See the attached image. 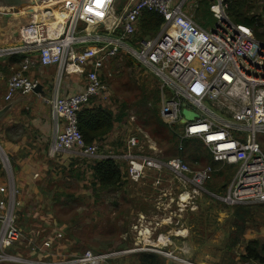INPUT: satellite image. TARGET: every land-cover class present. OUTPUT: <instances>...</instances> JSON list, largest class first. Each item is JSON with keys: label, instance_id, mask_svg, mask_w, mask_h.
<instances>
[{"label": "built area", "instance_id": "2783aa9c", "mask_svg": "<svg viewBox=\"0 0 264 264\" xmlns=\"http://www.w3.org/2000/svg\"><path fill=\"white\" fill-rule=\"evenodd\" d=\"M92 1L78 0L73 12L47 8L31 14L28 23L19 29L21 46L0 50V57L29 54L8 79L5 100L33 92L38 81L28 72L37 64L58 65L61 73L79 74L81 90L63 95L58 90L53 98L45 99L53 108L56 128L51 153L66 151L85 158H102L105 155L100 154L101 143L85 142L78 126L79 113L83 107L92 106L91 100H109L110 87L103 78L105 63L124 51L160 80L159 115L170 128H180L176 133L179 150L184 149V140L195 138L202 141L214 163L236 166L226 202L247 206L264 203V40L256 39L252 29L230 19L226 0L210 1L214 23L207 29L194 18L199 0L193 4L191 0L179 4L178 0H127L120 12L117 0H107L103 17L92 14L97 13L89 7ZM187 5L192 14L183 10ZM144 11L160 13L164 22L156 36L135 40ZM59 14H69L64 27L63 22L54 23ZM81 23L100 25L107 36L99 35L97 29L88 31ZM32 52L36 54L30 55ZM184 107L197 112L198 118L183 124ZM2 153L3 170L10 173L9 157ZM162 154L156 142L140 128L129 132L122 153L114 148L110 152L118 162L127 163L128 178L133 182L153 172L154 184L159 186L163 174L170 172L184 189L179 196L181 205L192 203L218 170L213 164L193 170L184 158L163 159ZM12 182L13 179L9 183L8 209L0 216V254L24 236L13 207L17 188ZM101 261V255L88 251L60 264Z\"/></svg>", "mask_w": 264, "mask_h": 264}, {"label": "rangeland", "instance_id": "374dc122", "mask_svg": "<svg viewBox=\"0 0 264 264\" xmlns=\"http://www.w3.org/2000/svg\"><path fill=\"white\" fill-rule=\"evenodd\" d=\"M37 1L25 0V8L19 6L20 12L37 7L58 12L67 7L73 12L78 0ZM106 1L98 2L95 10L103 14ZM195 1L191 0L190 4ZM203 3L205 0H199L201 6L197 8V15L201 17L204 15L201 10ZM119 5L120 0L116 7ZM16 6L12 4L13 8L18 9ZM256 11L260 12L258 9ZM188 13L192 14L193 11L188 9ZM110 20L111 15L106 23L110 24ZM81 26L91 32L97 29L99 35L107 36L100 25L81 23ZM46 77L57 81V74ZM103 78L110 87L109 100L95 101L114 113L125 111L127 115L115 125L114 131L110 132L112 134L109 133L108 138L103 139L104 142L98 141L101 143L100 154L109 155L112 148L118 153L122 152L129 132L140 128L156 142L163 153V159L179 157L176 155L179 139L173 132L180 133V128H171L172 132L168 127L160 126L155 119L149 118L151 114L143 104L148 99V106L160 111L161 82L154 72L142 66L131 54L121 51L117 57L106 61ZM59 79L57 90L63 83ZM45 91L48 92L46 84ZM149 122L151 126H148ZM3 151L0 149V155ZM205 151L208 153L207 149ZM65 153L67 155L64 159ZM65 153H61L60 160L58 157L40 159L49 164L51 159L54 160L57 170L62 169L63 173L59 175L56 172L54 183L33 190L19 187L17 170L9 157L11 172L1 174L8 185L6 189L0 187V199H3L0 216L5 215L8 209V189L13 179L12 183L19 189L15 191L13 207L24 236L15 246L1 252L3 257H0V264H60L62 261H73L88 251L103 257L100 264H138L136 254L148 250L163 255L166 264H222V261L227 262L231 257V253L227 252L229 256L224 260L234 220L229 207L225 205L228 186L235 176L233 172L231 181L225 186L230 175L229 168L224 170V175H213L206 183L205 190L200 191L192 203L181 205L178 203L179 196L184 189L168 171L163 174L159 186L154 184L156 174L153 172H149L140 182H133L125 174L122 188L102 191L91 186V165L96 159H84L71 152ZM203 153L197 162L187 160L191 169H202L210 164L207 154ZM72 161L81 165L82 168L78 165L80 174L66 171ZM120 164L127 171V163ZM47 175L52 176L50 173ZM261 205L264 203L253 206L255 213L250 221L264 228V206ZM162 236L166 240L165 244L159 242ZM244 242L245 239L235 248L237 253L244 251Z\"/></svg>", "mask_w": 264, "mask_h": 264}, {"label": "crops", "instance_id": "0c3cea01", "mask_svg": "<svg viewBox=\"0 0 264 264\" xmlns=\"http://www.w3.org/2000/svg\"><path fill=\"white\" fill-rule=\"evenodd\" d=\"M34 1L38 2L37 0ZM103 1L104 0H93L92 3L89 4L90 9L95 10L97 3L98 2L101 3ZM181 1L182 0H178L177 3H181ZM24 2L25 0H0V50L21 46L22 39L20 37V31H19L20 27L28 23V21L31 18V14L34 11L41 10L38 9L37 7L34 10H30V11L26 10L25 12L22 13L19 10V6L25 8ZM12 4L17 5L16 7L18 9L13 8ZM204 7L205 5H202L201 7L202 14L204 15L202 17L195 16V19L198 22V24L202 25L203 27H208L212 25L213 20H210L205 15V12H208V10L206 9L207 7H205V9ZM62 9L68 10L69 8L64 7ZM183 10L188 12V8L186 10L183 8ZM104 13H106V10ZM104 13L102 14L100 10H97V13H92V14L96 16L98 15L99 17H103L105 15ZM62 21L55 20L54 23H58ZM62 24L63 23H61V25ZM34 54H36V52L30 53V55H34ZM27 55L29 54L18 53V54H8L0 57V139H1L0 146L5 151V153L9 155L8 157H10L11 160H13L14 166L17 170V181L19 187L24 190L25 189L33 190L39 187L44 188L47 187L48 184L50 185L51 183H54V177L57 175L56 172L59 175L63 173L62 169L57 170L58 168L55 167L56 162L54 160L51 159L50 161L51 164H49L43 162L40 159L46 157L49 158L58 157V159L60 160L62 158L60 156L61 153L66 152V151L60 152L56 155H53L51 153V147L55 138V131H56L55 121L53 117L52 106L49 103L45 102L43 98L46 99L53 98L57 94L58 90L60 91V95L71 94L76 91H79L83 88V81L81 78H79L80 76L77 73L75 74H67L66 72L61 73L59 71L58 65L44 66L41 64H37L28 72V75L33 80L38 81V85L42 86L43 92L42 93L32 92L28 95L19 94L16 95L15 98H13L11 101H7L5 100V95L7 93V83H8V79L10 78L9 75L10 73L12 75L14 70L18 68L19 64L22 62L23 58ZM53 74H57V81H51L49 78L46 77L47 75L52 76ZM59 78L62 79L63 83H62V87H60V89L57 90ZM45 84L48 85V92L45 91ZM63 126L64 124L62 122L61 128ZM110 134H108L106 137H104L105 139L104 138L103 139L106 140ZM112 138L113 137H111V139ZM116 138L119 137L117 136ZM103 139L102 141L104 142ZM119 140L120 139H118L117 142H119ZM65 155L67 154L66 153L64 154V159H65ZM104 155L107 156L108 154H104ZM74 156L82 157L80 155H74ZM108 156H110V154ZM82 158L91 159L85 157ZM95 161L96 160H94V162L91 165V170ZM73 163L75 162L72 161L69 164V167ZM78 165L76 164L75 167L77 169V174H80ZM79 166L81 167V165ZM69 167L66 170L67 172H69ZM3 172L5 171L2 170L0 172V187L2 188L5 187L6 189L8 182L7 180L4 181L2 179L1 174H3ZM47 173L52 174V176L49 177ZM46 178L48 180H46ZM92 178H93V172H92ZM91 186H92V179H91ZM2 201L3 199H0V204L3 206ZM250 220L248 222L247 229L243 236V240L245 239L244 242L245 245L250 239L253 238L262 239L264 237V228H262V226H260L258 223H255ZM251 225L254 226L250 227ZM165 226H169V225H165ZM233 229L234 227L232 225V230ZM248 230L251 231L256 230L257 232L251 233ZM227 252L228 251H225L224 260L227 259L229 256ZM224 263L225 261H222V264ZM247 263L256 264L255 262L253 263L247 262Z\"/></svg>", "mask_w": 264, "mask_h": 264}, {"label": "trees", "instance_id": "16d2710c", "mask_svg": "<svg viewBox=\"0 0 264 264\" xmlns=\"http://www.w3.org/2000/svg\"><path fill=\"white\" fill-rule=\"evenodd\" d=\"M126 2L127 0H120V5L117 8L119 12ZM226 3L228 6V15L233 22L252 29L256 39L264 40V0H226ZM203 5H205L208 10V12H205V15L214 22L212 12L210 11V1L205 0V4L203 3ZM257 9L260 10L259 13L256 11ZM197 12L198 10H196L195 16L198 17L199 15H197ZM163 22L164 17L158 12L144 11L138 26L137 39L156 36L158 32H160ZM212 25L208 26V28ZM90 103L92 106H85L80 111L78 125L87 144L101 141L113 131L115 124L123 121L127 115L125 111L114 113V111L101 103H97L95 100H91ZM143 104L151 114L149 118L155 119L160 126L168 127L170 131L173 132L169 125L160 118L159 111L156 108L148 106V99L144 100ZM151 125V122H149L148 126ZM173 134L177 136L176 133L173 132ZM183 143L184 149L179 150L178 146L176 155L184 158L186 161L190 160L192 163L197 162L204 154L203 151L206 153L204 144L198 139H186ZM206 154L210 164L218 167L214 175H224V170L229 168L228 171L230 175L225 183V186H228L232 179V175L235 174L236 166L214 163L210 153ZM75 166V163L71 164L69 167L70 173L77 172ZM2 170L3 167L0 161V172ZM92 172V188H98L102 191H113L122 188L125 182V174L128 175L127 171L123 170L120 162L110 156L96 159L92 166ZM225 205L229 207V211L234 219V229L232 230L226 249V251L231 253V257L224 264H244L247 262L264 264V239H250L246 243L242 253H236L235 251V248L243 241L242 239L247 229L248 222L254 214V207L240 204L229 205L227 203H225ZM136 257L138 264H166V258L155 251H140L136 254Z\"/></svg>", "mask_w": 264, "mask_h": 264}, {"label": "water", "instance_id": "95a60500", "mask_svg": "<svg viewBox=\"0 0 264 264\" xmlns=\"http://www.w3.org/2000/svg\"><path fill=\"white\" fill-rule=\"evenodd\" d=\"M35 92H43L42 86L38 85L35 89ZM184 115V119H182V123H186V121H193L194 119L198 118V114L195 111L189 110L188 108H184L182 111Z\"/></svg>", "mask_w": 264, "mask_h": 264}, {"label": "bare ground", "instance_id": "6f19581e", "mask_svg": "<svg viewBox=\"0 0 264 264\" xmlns=\"http://www.w3.org/2000/svg\"><path fill=\"white\" fill-rule=\"evenodd\" d=\"M118 1V0H117ZM179 4V3H178ZM160 14V13H159ZM67 16H69V14H64V15H59V17H58V19H57V21L59 20V21H62L63 22V24L61 25V27H64V22L66 21V17ZM63 18V19H62ZM59 24V23H58ZM58 24H56V25H58ZM22 39V38H21ZM120 54V53H119ZM118 54V55H119ZM117 55V56H118ZM116 56V57H117ZM113 59V58H112ZM38 86V85H37ZM36 88V87H35ZM33 92H35L34 90H33ZM32 93V92H31ZM37 93V92H36ZM38 93H42V92H38ZM17 95H19V94H17ZM44 100L46 99V98H43ZM185 108V107H184ZM183 108V109H184ZM189 110H191V109H189ZM193 111V110H192ZM160 116V115H159ZM161 118V117H160ZM55 121V120H54ZM0 149H1V147H0ZM105 157H108V156H104V157H102V158H105ZM111 157V156H110ZM112 158V157H111ZM1 159V158H0ZM96 159V158H95ZM97 159H99L98 157H97ZM1 161V160H0ZM2 163V162H1ZM2 167H3V164H2ZM4 168V167H3ZM214 175V174H213ZM16 188H17V186H16ZM184 199H186V197H184ZM182 209V208H181ZM147 233H149V232H147ZM146 237V236H145ZM154 242V241H153ZM159 242L160 243H162V244H165L166 243V240L164 239V236H162V237H160V239H159ZM12 248V247H11Z\"/></svg>", "mask_w": 264, "mask_h": 264}]
</instances>
